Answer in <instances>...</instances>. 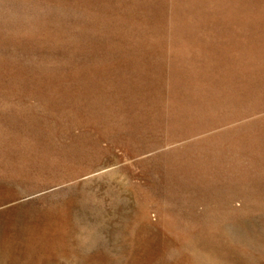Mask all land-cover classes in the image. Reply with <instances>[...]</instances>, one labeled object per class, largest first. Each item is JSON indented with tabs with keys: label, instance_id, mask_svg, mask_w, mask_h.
<instances>
[{
	"label": "rangeland",
	"instance_id": "rangeland-1",
	"mask_svg": "<svg viewBox=\"0 0 264 264\" xmlns=\"http://www.w3.org/2000/svg\"><path fill=\"white\" fill-rule=\"evenodd\" d=\"M0 264H264V0H0Z\"/></svg>",
	"mask_w": 264,
	"mask_h": 264
}]
</instances>
